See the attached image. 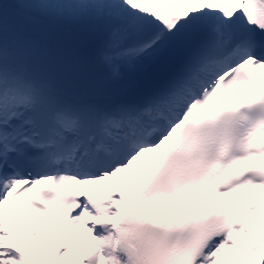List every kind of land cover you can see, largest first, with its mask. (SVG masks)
<instances>
[{
    "label": "snow or ice",
    "instance_id": "obj_1",
    "mask_svg": "<svg viewBox=\"0 0 264 264\" xmlns=\"http://www.w3.org/2000/svg\"><path fill=\"white\" fill-rule=\"evenodd\" d=\"M0 264H264V0H0Z\"/></svg>",
    "mask_w": 264,
    "mask_h": 264
}]
</instances>
